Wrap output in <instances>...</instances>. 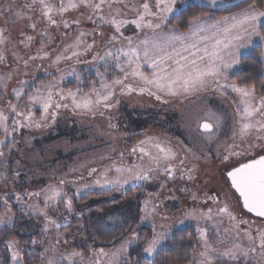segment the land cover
<instances>
[{"label":"snow or ice","instance_id":"snow-or-ice-1","mask_svg":"<svg viewBox=\"0 0 264 264\" xmlns=\"http://www.w3.org/2000/svg\"><path fill=\"white\" fill-rule=\"evenodd\" d=\"M216 2L217 0H211L212 4ZM37 4L48 26L63 27L65 30L73 25L80 28L79 19L69 21L63 17L69 10L85 8L89 12L87 20L93 28L79 31L74 40L66 44L59 53L41 51L24 59L14 52V59L26 67L31 60L52 58L54 55L53 65L68 60H74L75 64L87 63L95 69L94 75L98 79L89 80L91 89L85 92L80 87L83 84L81 74L73 67L70 72H61L59 77L47 83L37 84L35 78L31 81L21 80L19 87L12 89L17 103L8 102L7 114L4 109H0V129L4 132L3 138H0V169L5 170V174L8 169L5 150L9 154L13 150L19 151L14 134L22 129L54 126L62 110L70 109L76 115L95 117L97 114L103 116L116 107L120 103L117 96L132 93L147 94L161 101L164 96L187 97L209 89L227 95L231 90L239 97L238 101H234L237 105L238 127L233 132L234 143L225 150L224 160L228 161L233 157L238 160L230 167L226 176L230 181L229 187L238 193L237 200L241 209L264 222V154H252L257 148L264 153V95H257L254 83L241 85L235 81L229 82L228 75L231 69L240 64L243 49H254L256 46L264 48V31H261L264 28V8L250 3L238 12L217 18L194 15L187 21V31H182L179 26L169 27L171 19L176 18L177 0H56L55 3L52 0H30L25 3V8L31 12ZM13 8L14 5L10 4L5 10H0V14H11L16 19L25 18L23 10L14 12ZM27 18L31 19L30 16ZM29 26L33 30L37 27L34 22ZM129 26H134V31L139 30L143 34L142 38L139 34L135 38L125 36L124 30ZM104 27L112 28L113 32L106 42L103 54H94L91 61L81 60L80 57L95 46V36L103 35L99 30ZM5 31L0 28V46L7 42ZM39 35L40 47L44 49L53 38L47 30ZM85 37L92 38L91 43ZM34 39L29 35L21 43L27 48ZM6 60L7 57L0 48V63ZM145 65L151 68L150 74L143 71ZM101 68L105 71H100ZM110 70H118L121 75L109 80ZM67 76L75 77L78 85L75 90L65 91L61 87ZM12 78V73L0 74V98L7 92ZM25 97L29 105L27 110L22 109L19 103ZM164 102L167 103L166 100ZM34 109L40 111L39 117ZM112 119L109 117V126L118 128ZM197 127L206 143L217 140L223 127V116L209 108ZM131 153L137 155L140 163L131 166H117L113 163L100 173V178L94 184L112 188L132 184L135 187L139 183L150 182L151 175L162 170L166 173V178L159 184V188L164 189L168 180L174 178L177 172V161L181 166V178L187 182L195 179L196 166L185 168L186 157H180L176 148L158 137L146 136L132 147ZM120 156L123 157L124 153L121 152ZM15 163L19 167L20 161ZM113 170L119 175L115 179H109L108 173ZM97 172L96 168H92L90 174ZM20 174V171L15 172L16 177ZM65 183L66 181L60 180L58 185H49L41 192L28 193L27 199L18 192L0 195L4 208V212L0 214V231L15 226V213L12 212L10 203L12 196L20 204L22 213L26 209L29 215H37L44 220L45 233L51 228L69 229L70 221L58 208L59 203L63 202L69 214L74 211L72 197L63 189ZM83 187L90 189L93 185L85 184ZM180 191L191 193L187 187ZM147 195L149 199L144 201L142 220H149L157 212L158 205L151 197L158 196L159 193ZM33 196L43 198V207L38 203L28 202ZM191 198L193 201L198 199L195 193H191ZM209 201L216 206L206 210L189 209L178 222L195 223L201 248L195 264H218L222 258L240 264H264V227H253L255 220L238 217L227 199L221 201L219 196L213 195L205 197L201 203L207 204ZM50 209L52 216L49 215ZM55 216H60V219ZM225 221L228 223L227 227L224 226ZM82 227L78 230H82ZM168 236V231H156L153 224L150 239L145 237L142 241L140 233L132 230L130 237L121 238L118 247L114 246L110 250L102 247L89 248L87 255L76 249L60 251L61 245L68 241L57 237L48 247L43 248L39 256L42 258L41 264H130L129 248L138 245L140 252L144 254L145 264H154L149 258L158 254ZM245 240L247 246L244 244ZM43 243L42 240H31L33 246ZM5 247L11 251L13 264H24L23 252L17 240H6ZM258 248L259 259L255 255ZM135 264H140V261L137 260Z\"/></svg>","mask_w":264,"mask_h":264},{"label":"rangeland","instance_id":"rangeland-1","mask_svg":"<svg viewBox=\"0 0 264 264\" xmlns=\"http://www.w3.org/2000/svg\"><path fill=\"white\" fill-rule=\"evenodd\" d=\"M16 1L17 0H0V10H5L7 6L11 4L14 5V12L23 10L26 13L25 18L19 19L14 18L11 14H0V28L6 30L5 36L7 38L6 44L0 46L7 57L5 62L0 63V74H13V78L11 81H9L7 92L2 98H0V107L8 104L11 95L14 97L12 89L19 87V82L21 80L31 81L34 77L54 73V71L56 70L57 72L58 69V72L61 74V72H70L73 67L75 69L77 68V66L74 65V60L61 61L59 65H53L52 60L54 59V55L52 58L31 60L25 67L22 62H17L14 59V52L18 53L24 59H28L29 56L36 55L41 51H48L56 54L63 51L64 46L71 43L79 31L91 30L93 28V25L87 20V15L89 12L85 8L69 10L64 15V19L69 21L79 19L81 22L80 28H77L75 25H73L71 28L65 30L63 27L56 28L55 26H48L45 19L40 14L38 4L35 6L34 10L28 12L27 9L19 2L21 0L18 2ZM191 1L198 2L199 0H177L178 11L182 7L189 5ZM52 2L55 3L56 0H52ZM138 2H142V0H138ZM151 2H154V0H151ZM226 3L227 2H224L223 4ZM227 6L228 5H226V7ZM27 16H30L31 19H28ZM57 19H60V17H57ZM33 22L37 25L35 30L31 29L29 26ZM133 29L134 26H129L126 30H124V35L133 36L135 38L136 35L139 34L142 38L143 34L139 33V30L134 31ZM45 30L51 34L53 39L50 43H48L46 48L41 49V38L39 34ZM99 31H102L103 35L101 36L97 34L95 36V46L87 54L82 55L80 57L81 60L91 61L94 54L100 53L102 55L105 51L106 42L110 39L113 29L110 27H104ZM29 35L35 37V39L31 42L29 47L25 48L21 41ZM85 39L88 43H91L92 38L85 37ZM251 50L252 48L243 49V55L250 53ZM262 57L264 58V52ZM17 63H19V67H17ZM80 65L90 66L87 63H82ZM236 67L231 69L228 73L229 82H232L230 77L232 72L236 70ZM45 69L47 71H45ZM110 71L112 77L121 75L118 70ZM143 71L146 74H150L151 68L145 65ZM71 78L74 77L67 76L65 79ZM134 86L136 85L134 84ZM256 92L257 95H264V85L256 89ZM117 99L120 100V103L109 112H106L104 114L105 117L102 116L98 117L97 119V125L100 128H95L97 130L95 134L98 136L97 142L94 143L95 140L93 139L85 143H82L80 140L76 141V144L80 143L81 146H85L84 148L87 149L80 159L81 162H88L89 159L103 161L107 156L105 153L106 149L97 147V144H103L106 141L110 142L111 145L113 144L114 150H116L117 154L120 155L121 152L124 153V156H120L118 159L119 162L116 164L117 166L120 164L130 166L140 163L137 155L131 153L132 147L138 144V141L144 137V133L146 135L152 134V136H156L157 134L160 135L162 133L160 128H157V126L151 127V124H149L151 122L145 124L144 122L141 123L140 121V117H145V114L149 111V108L153 107L156 109L157 114L162 113V115H166V118L169 116L172 119H176L178 124H181L180 129L182 130V134L185 135L187 144L194 147L192 151H195L194 153H191L187 149H183L185 155L191 159V161L184 167L190 168L193 165L196 166L197 170L194 174L195 179L191 182H187L186 180L182 179L180 172L181 166L177 164V172L174 178L168 180L166 188L160 189L159 184L166 178V173L154 172L150 177V182L144 183V192H136L132 197L126 199V201L129 202V205H125L127 208L121 209L119 211L117 209H112L106 213V209L103 208V205L98 204L97 202L95 204L87 203L83 206V200H81L82 197L79 195L75 201L77 204H82L81 210H75L76 207L73 204L74 211L69 214L66 211L64 204L58 207L59 212L67 217V219L70 221L71 227L67 230L54 228L49 229L46 235L42 236L41 238V240L44 241L41 248L42 251L43 248L48 247L50 243L54 242L57 237L68 241L67 244L61 245L59 249L60 251H71L72 249H76L84 251L85 255H87L89 248L102 247L105 248V250H110L114 246H119L122 237L125 239L130 237L132 230L140 233L142 241L145 237L150 239L153 224L156 226V231H168L169 239L171 233L176 229H182L186 226L195 227V223L192 221H185L183 224L178 222L184 218V213L189 209L203 208L206 210L209 207H215L216 205H214L211 201H209L207 204L201 203L205 197L213 195L219 196L221 201L227 199L238 217L248 219L250 221L255 220L253 227H264V222L255 219L253 216L246 213L245 210L241 209L240 203L237 200L238 195L233 189L229 187L230 183L228 179L225 178L226 176H224V174L230 170V167L235 165L238 160V158L235 157L228 161L224 160V156L226 154L225 150L234 143L233 132L236 131L238 127L236 114L237 105L234 103V101H238L239 99L237 94L229 90L227 95H221L220 93L209 89L207 92H200L187 97L164 96L163 99H165L167 103L164 102L165 100L157 101L154 96H148L147 94L140 95L137 93H132L131 95L125 96H117ZM209 108L214 111H218L223 116V127L220 130L217 140L206 143L201 136V131L198 129L197 124L205 118V113ZM2 109H5L6 112V108ZM158 115L156 116L159 117L160 120H165L164 116ZM109 117L113 118L112 122L117 124L118 128H110ZM157 117H154L153 121L154 119L157 120ZM53 134L54 133L43 131L38 133L35 132L30 136L29 134H18L17 138L19 143V151L13 150L9 155H6L8 157V169L6 170V174L5 170L0 169V195L4 193L10 194L15 191V185L13 183L12 176L13 170L17 168H25V170H27V168H31L32 165L36 166V163L39 160L37 151L32 152V150L25 148L27 137L28 140L29 138L32 140V136H36L38 138L37 141H39L36 143L39 144V146H42V143H44L47 137L50 139L52 136H54ZM100 137L103 139V141H99ZM0 138H3V136ZM60 143L61 142H56L51 147L48 158L53 156L52 151H56L58 147L61 148V145H59ZM85 144H88L89 146ZM90 145H95V149H91ZM89 150L92 151L89 152ZM29 151H31V153L28 155ZM252 154L258 155L264 153H262L261 150L257 148L254 149ZM14 159L20 161L19 167L16 163H12V160ZM51 159L55 160L54 158ZM60 165L61 163H59L58 166ZM64 165L68 166V164ZM118 175L119 174L113 170L112 172L108 173V178L115 179ZM98 178H100V174H98ZM140 184L141 183L137 184L136 186H140ZM130 186L133 185L127 184L123 185L122 187ZM98 187L104 188L100 186ZM184 187L189 188L191 193H195L198 199L193 201L191 198V193L181 192L180 189ZM147 193H159L158 196L153 195V197H151L153 202L157 204L158 207L154 216H152L149 220H142L141 217L144 215V201L149 199ZM140 196L142 198L141 201H139ZM1 205L2 204H0V206ZM49 212V215L52 216L53 212L51 209ZM2 213L3 212L0 211V214ZM85 215L87 216V219L85 218ZM55 218L60 219V216H55ZM41 225H44V222ZM143 225L148 226L150 229L143 228ZM81 226H83L82 230H78L81 228ZM224 226H228L227 221H225ZM17 231L21 235H29V233H26L24 229L21 230V228H19ZM5 238L6 237H0V248L4 247L3 251L11 257V251L6 249V247L2 244ZM92 239L94 240L93 242H91ZM244 244L247 246L246 240L244 241ZM164 245L161 247V249L164 247ZM198 245L199 246L192 258L187 262H183L182 264H195V261L199 259L198 253L201 251L200 243ZM134 246L135 245H132L128 251L130 264H135L137 260H139L140 264H142V261L144 260V254L142 252H133ZM25 247L27 250H31L32 248L28 246ZM259 252L260 250L258 248L257 253L255 254L257 259H259ZM153 257H150L149 260ZM41 259V257L38 258V260ZM11 264H13L12 260ZM39 264H41V262ZM218 264H240V262L222 258Z\"/></svg>","mask_w":264,"mask_h":264},{"label":"trees","instance_id":"trees-1","mask_svg":"<svg viewBox=\"0 0 264 264\" xmlns=\"http://www.w3.org/2000/svg\"><path fill=\"white\" fill-rule=\"evenodd\" d=\"M18 1L19 0H17L16 2ZM19 2L22 4V6L25 7V3L30 2V0H21ZM250 3H255L257 6L264 8V0H248L239 7L228 10H212L199 5L189 4L191 5V7L187 5L177 11L176 18L171 19L169 27L179 26L182 31H187V21L192 19L194 15H207L213 18H217L229 15L230 13H234L241 10L242 8L248 7ZM181 13L183 14L181 15ZM261 31H264V28H262ZM263 52L264 49L262 47L256 46L254 49L252 48L250 53L243 55L241 57L240 64L236 67V70L232 72L230 80L235 81L241 85L254 83L256 89L262 87L264 85V58L262 57ZM74 65L77 66V72L81 74V77L83 79V84H81L80 87H82L85 92H89L91 89L89 80L98 79L94 75L95 69L91 66H83L80 64ZM100 71L103 72L104 69L101 68ZM59 75L60 72H56L55 70L54 73H49L34 78L37 84L41 82L47 83L48 81L59 77ZM112 78L113 77L111 75L108 76L109 80H111ZM77 86L78 85L75 77L71 79H65L61 84V87L65 91H67L68 89L75 90ZM10 97L11 98L9 101H11L12 103H17L15 97H13L12 95ZM19 103L22 109L27 110L29 108L26 97ZM7 105L0 107V109L6 108V114L8 112ZM34 110L36 116L39 117L40 111L38 109ZM155 114L158 115L160 113L157 114L156 109L150 107L149 111L145 114V117H140V121L141 123L144 122L145 124L151 122L149 123L151 124V127L157 126V128H160V131L162 133L160 135L157 134L156 136H152V134L149 133V135H146L144 133V137L141 140L145 139L146 136H150L158 137L162 142L170 143L179 151L180 157H186L184 161L185 166L191 161V159L185 155L183 149L185 148L188 151L190 149L189 152L191 153H194L195 151H192L194 147L187 144L185 135L182 134V130L180 129L181 124H178L176 119H172L169 116H167L166 118V115H162V113L158 116H164L165 120H160L159 117H157ZM98 117L102 116L99 114H97L95 117L90 115H76L73 114L70 109L62 110L57 123L54 126L41 129L33 128L31 130L22 129L20 132L14 134L15 139L18 142V134H29L30 136L35 132L38 133L41 131L54 133V136H52L50 139L49 137H47L44 143H42V146H39V144L36 143L39 142L37 141L38 138L36 136H32V140H30V138L28 140L27 137V141H30V143H27L26 141L25 148L28 150H32V152L37 151L39 160L37 161L36 166L32 165V167L27 168V170H25V168H17L13 170L12 176L13 183L15 185L14 192L20 193L22 197H25L27 199L28 193L41 192V190L45 189L47 186L58 185L60 180H64L66 181V183L63 185V189L68 193L69 196L72 197L73 204L76 207L75 210H81L82 204L84 206L87 203L95 204L96 202L103 205V208L106 209L105 213L109 212L112 209H117L119 211L121 209L127 208L125 205H129V202H127L126 199L132 197L136 192H144V183H141L140 186L135 187L121 186L117 188H99L98 186L93 184V182L98 178V174H100L106 167L112 165L113 163L117 164L119 162L118 159L120 158V155L117 154L116 150H114L113 144L111 145L110 142L106 141L103 144H97V147L106 149L105 153L107 154V156L103 161L89 159L88 162L83 163L80 160L87 149L84 148L85 146H81L80 143L76 144V141L80 140L82 143H85L93 139L95 140L94 143L97 142L98 136L97 134H95L97 132L95 128L100 129L97 125ZM103 117L105 116L103 115ZM154 117H157V120L154 119L155 122L153 121ZM9 123H11V121H9ZM2 136H4V132L2 129H0V137ZM11 139L12 136L9 137V140ZM99 141H103V139L100 137ZM56 142H61L59 144L61 145V148L58 147L56 151H52L53 156L51 158L55 159L53 160L51 158H48V155L51 147ZM18 144L19 143H17L16 145L17 148H19ZM90 146L91 149H95V145ZM5 151L6 155H9L7 150ZM90 151L92 150H89V152ZM29 153H31V151L28 152V155ZM16 161L17 160L14 159L12 160V163H15ZM59 163H61L60 166H58ZM64 164H68V166H65ZM177 164L180 166L178 161ZM92 168H96L98 172L90 174ZM16 171H20L21 174L19 177L15 176ZM157 172L164 173L162 170H159ZM224 176H226V174H224ZM225 178L228 179L227 176ZM85 184L93 185V187L90 189H85L83 187ZM79 195L82 197V204H77V202L75 201ZM141 200L142 198L140 196L139 201ZM28 202L38 203L41 207H43L42 197L33 196ZM10 203L12 212L15 213V226H9L7 229H3L2 231H0V237H6L2 244L5 246V241L8 239L17 240L23 252L24 264H39L41 260H38V258L40 257L39 253L42 252V244L33 246L31 245V240H41L42 236L46 235L42 228L43 225H41L44 220L40 216L29 215L26 209L22 213L21 206L18 202L15 201L14 196H12ZM0 204H2V202H0ZM63 204V202H60L58 207L62 206ZM0 209L1 212H4V208L2 205L0 206ZM85 218L87 219L86 215ZM143 226V228H148V226L146 225ZM19 228H21V230L24 229L26 233H29V235L19 234V232L17 231ZM93 241L94 240L92 239L91 242ZM26 243L29 245H27ZM198 244V235L194 226H186L182 229H176L171 233L164 247L158 252L157 255H155L150 260L153 261L154 264H182L183 262H187L192 258L193 254L199 246ZM25 246L32 248L31 250H27ZM3 250L4 247L0 248V264H11V257ZM133 252H140L138 245L134 246ZM142 264H145L144 260L142 261Z\"/></svg>","mask_w":264,"mask_h":264},{"label":"crops","instance_id":"crops-1","mask_svg":"<svg viewBox=\"0 0 264 264\" xmlns=\"http://www.w3.org/2000/svg\"><path fill=\"white\" fill-rule=\"evenodd\" d=\"M246 1L248 0H234V1L217 0L215 4H212L211 0H199L198 2L191 1L190 4L199 5V6L206 7L212 10H228V9L237 8L243 3H245ZM224 2H227V3L223 4ZM226 5L228 6L226 7Z\"/></svg>","mask_w":264,"mask_h":264},{"label":"water","instance_id":"water-1","mask_svg":"<svg viewBox=\"0 0 264 264\" xmlns=\"http://www.w3.org/2000/svg\"><path fill=\"white\" fill-rule=\"evenodd\" d=\"M238 194V193H237ZM246 211V210H245ZM247 212V211H246Z\"/></svg>","mask_w":264,"mask_h":264}]
</instances>
